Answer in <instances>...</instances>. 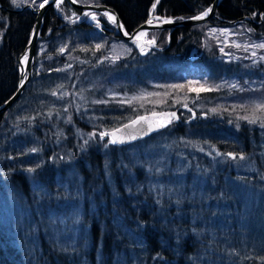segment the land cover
<instances>
[{
    "label": "trees",
    "instance_id": "16d2710c",
    "mask_svg": "<svg viewBox=\"0 0 264 264\" xmlns=\"http://www.w3.org/2000/svg\"><path fill=\"white\" fill-rule=\"evenodd\" d=\"M77 1L108 5L130 33L151 12L192 18L213 0ZM42 2L0 0V105L17 89L34 29L35 14L20 9ZM219 3L225 23L154 30L160 50L115 63L118 37L102 15L100 32L82 18L65 22L84 15L65 0L47 11L31 79L0 115V264H264V105H253L264 99V61H226L204 50L202 31L239 27L264 40V0ZM166 111L177 122L144 139L102 138ZM213 148L244 157L252 175L213 163L204 154Z\"/></svg>",
    "mask_w": 264,
    "mask_h": 264
},
{
    "label": "water",
    "instance_id": "95a60500",
    "mask_svg": "<svg viewBox=\"0 0 264 264\" xmlns=\"http://www.w3.org/2000/svg\"><path fill=\"white\" fill-rule=\"evenodd\" d=\"M74 10L81 11L83 14H86V12L94 13V14H101L104 19L107 21V23L110 24V26L115 30V33L118 37V39L124 41L129 46L132 47L133 50L137 52V54L140 57H145L150 55L153 51L160 50L157 46L156 41L154 43H149V41L153 40H146L141 35L139 36V39H136L137 35L140 33H147L151 30H162V29H168L170 31L175 29H181L183 27H193L195 25H203L204 23L217 20L219 22L225 23L224 20H222L217 14V8L219 6V2L221 0H213L211 3V6L208 9H211V11L208 13L207 16H204L203 19H193L192 18H182L181 20H174L173 18H164V17H156L149 15L148 19L140 24L135 30L128 33L122 25L121 19H119V16H117L116 12L111 9L108 5L104 4H81L77 0L74 3L73 0H65ZM64 2V0H62ZM61 4V3H60ZM57 7L56 0H49L47 4L44 5V7H39L37 10H34L31 6L25 5L20 9L22 11L25 8H28L32 13L35 14V20H34V29L31 33V37L29 42L27 43V46L24 50V52L20 55V58L18 60V77L19 82L17 85V89L15 93L8 98V100L5 101L2 105H0V115L5 113L11 106H13L18 99L22 96L24 91L26 90V85L31 79V73L33 70V65L35 63L36 59V51L38 47V42L43 38L42 36V30H43V20L44 15L49 10H54ZM207 9V10H208ZM205 10V11H207ZM204 11V12H205ZM203 12V13H204ZM107 13V15H105ZM202 13V14H203ZM200 14V15H202ZM197 15V16H200ZM114 16L115 22L110 20L108 17ZM153 17L160 20L159 22L153 21ZM149 20L152 21L151 24L147 23ZM165 20L172 21L171 23H164ZM84 24L93 27L97 31H101L100 28L96 27V21L94 20H87L82 21ZM235 23V22H232ZM231 23V24H232ZM122 25V27H121ZM54 28L48 30L45 37L48 36L49 32L52 31ZM103 32V31H101ZM44 37V38H45ZM177 112H162V113H147L142 116L135 117L133 120H130L124 125H121L120 127L114 128L112 131H109L108 133L111 134L115 132V137L118 139V141L123 142H117L118 145H125L128 143H133L136 140H141L149 136L150 134L156 132V130L161 129V125L157 124V119L159 117L166 118V117H177ZM135 122V123H134ZM119 129V131H117ZM110 139L113 137L111 135H107ZM134 137V138H133Z\"/></svg>",
    "mask_w": 264,
    "mask_h": 264
},
{
    "label": "rangeland",
    "instance_id": "374dc122",
    "mask_svg": "<svg viewBox=\"0 0 264 264\" xmlns=\"http://www.w3.org/2000/svg\"><path fill=\"white\" fill-rule=\"evenodd\" d=\"M17 7H21L22 3H15ZM62 4V3H61ZM25 5H29L31 6L29 3H26ZM152 11V10H151ZM151 15L154 16L151 12ZM95 16L96 19L94 21L100 23L99 17H101L99 15V13L94 14V13H90V12H86V14L80 17L75 16L74 14H72L71 16H68L65 18V22L68 23H76L78 22V20H80V18L84 19L85 21L87 20H93L92 17ZM153 21L155 22H159L160 20H158L157 18L153 17L152 18ZM197 26V25H195ZM98 27H101V24L98 25ZM152 31H148L147 33H145L142 37L146 40H151L153 39V36H150V32L152 33ZM203 31V36H205L204 38V50L209 51V49L211 48V46H215L216 49H218L222 54L224 59L230 60V61H242V59L244 60H249L251 62H257V61H264V48L261 47H257V45L260 44H264V40H256L253 39L252 37H250L249 34H246L241 28L236 27L235 29L233 28H229V27H219V26H215V27H211L206 25L204 27V29H202ZM153 34V33H152ZM155 40V39H154ZM2 41V35L0 34V44ZM109 54H108V61L111 63H115L116 61L120 60L121 58L127 57L129 55H131V53L133 52V49L131 46H129L127 43H125L124 41L118 39V40H112L110 47H109ZM199 56V53H197V51L195 50L191 56L189 57L188 61H189V66L194 65L195 60L197 59L196 57ZM191 68V67H189ZM199 80L196 79V81L193 82V87L194 85H197L199 83ZM200 85V84H199ZM222 84H219L218 86H221ZM229 87L234 88L239 90V86H236L235 83H228ZM203 88V85L200 87H197V90L194 87V90H196V94L199 95L198 92H200ZM197 103V101L200 100H195ZM201 102V101H200ZM202 104V102H201ZM255 106V108H261L264 105V99H261L260 101H256L253 104ZM197 108H203L202 105H197L195 108H193V113H194V118L196 115V112L194 111V109ZM166 112H171V111H166ZM165 112V113H166ZM160 113V112H158ZM204 117V116H203ZM177 122L178 118H161L159 117L157 119V124H160L162 126H165L167 123H170L171 121ZM109 131H106L105 133H108ZM204 154H207L206 157L212 159L213 163H215L216 165H222V164H226V163H233V165H235V173L238 176H251L253 172V166L248 165V162H246L247 160L244 157H232V160L228 157L227 154L224 153H220L216 150L210 149L207 152H204ZM230 159V162H229ZM251 174V175H250ZM244 188L245 186L242 188L243 190L241 192H244ZM66 221V219L64 220ZM61 221V222H64ZM67 222V221H66ZM256 248L253 246H249V248L247 249V251L252 255L258 258L259 253L257 254V252H255Z\"/></svg>",
    "mask_w": 264,
    "mask_h": 264
},
{
    "label": "snow or ice",
    "instance_id": "6c2138e0",
    "mask_svg": "<svg viewBox=\"0 0 264 264\" xmlns=\"http://www.w3.org/2000/svg\"><path fill=\"white\" fill-rule=\"evenodd\" d=\"M33 2H35V0H33ZM48 2H49V0H43V2L40 4V7H41V8L44 7V5L47 4ZM73 2L75 3L76 0H73ZM158 2H159V0H157V3H158ZM13 3H16V0H13ZM56 3H57V6H59V4L62 3V0H56ZM155 7H156V5L153 4V9H155ZM210 11H211V9H208V10L205 11L202 15H200V16H196V17H193V19H197V20H199V19H203V17H204V16H207L208 13H209ZM105 15H107V13H105ZM108 18H109L110 20H112L113 22H115V17H114V16H109ZM92 19L95 20L96 17L93 16ZM171 22H172V21H170V20H165V21H164V23H171ZM147 23L151 24L152 21L149 20ZM121 27H122V25H121ZM144 34H145V33H140V34H138L137 37H136V39H139V36L144 35ZM154 42H155L154 39L151 40V41H149V43H154ZM257 47L264 48V44L257 45ZM53 95H55V93H53ZM249 122H250V123H254V122H256V121H255V120H250ZM134 123H135V122H134ZM117 131H119V129H118ZM103 135H111V136L113 137V138L111 139V141H110L111 143L123 142V141H118V139L115 137V132H113V133H111V134H109V133H104V134H102V138H103ZM133 138H134V137H133ZM241 158H242V157H241Z\"/></svg>",
    "mask_w": 264,
    "mask_h": 264
}]
</instances>
